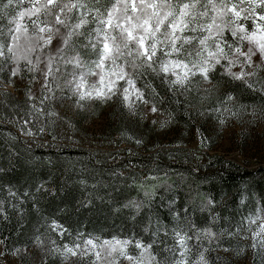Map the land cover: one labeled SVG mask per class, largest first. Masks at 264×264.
Masks as SVG:
<instances>
[{"label": "trees", "instance_id": "obj_1", "mask_svg": "<svg viewBox=\"0 0 264 264\" xmlns=\"http://www.w3.org/2000/svg\"><path fill=\"white\" fill-rule=\"evenodd\" d=\"M73 51L67 49L64 57L53 63L52 74L44 79L47 87L41 89L40 104L44 118L53 111L57 94L64 91V74L57 66ZM223 78L224 94L230 91L232 96L250 103L263 100L257 92ZM145 84L155 89L158 112L169 123L168 130L173 128L170 137L164 136L167 131L163 143L145 128L139 138L132 133L135 141L125 139L124 132H130L121 128L125 125L131 129L129 121H123V127L118 122L113 132L121 135L117 145H132L105 155L56 140L28 142L9 122L16 116L9 110L12 104L0 100V199L7 209L0 215V245L4 252L11 254L38 245L37 237L48 243L50 250L51 239L71 244L77 233L101 239H156L159 247L161 241L173 243L170 233L179 225L192 236L190 247L199 243L201 249H208V264H239L234 251L243 242L251 255L250 264H264V246L250 233V220L264 215V164L250 168L210 154L211 143L199 152L189 148L190 133L202 127L198 112L180 86L170 90L151 72L140 77L138 86ZM145 105L150 108L152 101ZM119 108L122 112L125 109L122 104ZM138 110L131 112L134 117ZM9 189L19 195L12 198ZM24 193H29L27 198ZM13 205L18 210H13ZM53 220L67 229V236L50 231L48 225ZM191 226L211 230L215 236L211 242L208 238L198 242ZM196 251L193 248V253ZM49 253L55 257L44 264H52L59 256Z\"/></svg>", "mask_w": 264, "mask_h": 264}, {"label": "snow or ice", "instance_id": "obj_2", "mask_svg": "<svg viewBox=\"0 0 264 264\" xmlns=\"http://www.w3.org/2000/svg\"><path fill=\"white\" fill-rule=\"evenodd\" d=\"M51 47L55 55L47 56L45 77L52 74L53 63L67 49L76 51L64 62L74 65L73 80L68 83L75 84L79 101L115 98L130 112L134 105L152 101L151 111L157 112L155 89L150 84L138 86L145 72L175 90L197 74L204 80L215 79L212 74L218 68H223L227 83L238 82L237 87L264 96V76L260 75L264 72V0H0V71L15 63L11 75L16 76L19 62L25 61L32 65L31 72L33 54ZM81 50L89 59H81ZM41 60V55L35 56L36 63ZM76 70H80L78 77ZM89 77L94 78L90 84ZM233 100L226 90L221 103ZM44 114L39 110V115ZM29 123L25 118L24 124ZM25 135L32 132L25 131ZM8 194L12 198L19 195L11 189ZM28 195L23 194L24 198ZM13 210H18L16 205ZM6 211L0 199V215ZM259 221V216L250 220L260 229L253 231L252 238L264 246V223ZM48 227L68 235L55 220ZM191 231L198 242L202 238L211 242L215 236L195 226ZM75 235L71 244L51 239L50 251L65 259L81 258V264L82 258L90 264H120L122 260L128 264H208V249H201L199 243L190 247L192 236L179 225L170 233L173 243L161 241L159 247L156 239ZM37 241L43 243L40 237Z\"/></svg>", "mask_w": 264, "mask_h": 264}, {"label": "rangeland", "instance_id": "obj_3", "mask_svg": "<svg viewBox=\"0 0 264 264\" xmlns=\"http://www.w3.org/2000/svg\"><path fill=\"white\" fill-rule=\"evenodd\" d=\"M3 23L7 25V19ZM54 51L55 47L44 48L33 54L35 67L31 72L28 71V68L32 65H27L25 61H20L22 73L18 72L16 76L11 75V68L17 67L15 63L6 64L3 71H0V100L5 99L4 104L7 100L12 104V108L9 110L16 116L10 117L9 122L28 142L44 144L56 140L71 147L97 151L100 155H105L117 148L132 145L128 142L117 145V140L121 135H115L113 132L118 128V122L122 123L121 127H123V121H129L130 125L128 126L131 128L128 129L125 125L123 127L125 129L121 128V130L130 132H124L125 139L135 141L136 137L132 133H135L139 138L146 132L145 128H149L148 132L154 133L159 139L162 138V142L166 138L163 139V135L167 131L168 134L164 136L170 137V130L173 128L168 130L170 125L165 117L158 111L152 112L151 107L148 108L145 104L134 105V109L139 108L136 117H134L135 114H132L125 106L124 111H120V103L118 104L115 99L111 101H79L78 95H74L75 84L69 85L68 83L73 80L74 65L64 62L65 58L72 59L77 54L76 51L67 54L57 66L62 69L65 86L64 91L57 94L54 99L53 111L51 110L45 118L43 115H39V110H42L40 105L42 101L41 89L46 85L44 74L48 71L45 63L47 56L53 55ZM36 55H41V62L36 63ZM81 59H89L83 54V50ZM233 70H238V66ZM79 71L76 70L77 77ZM222 73L223 68H218L212 74L215 79L209 80H204L197 74L196 77L190 78V83L186 82L185 87H180L184 97L198 112V120L202 124L200 130L190 133L187 145L192 150L199 152L203 146L211 143L212 148L208 151L210 154L223 156L250 168L263 165L264 96L262 101L257 100L251 103L233 96L232 102L222 104L221 101L225 95V80ZM260 75L264 76V72H261ZM93 80L94 78L89 77V84ZM33 105H35L36 111L33 110ZM25 118L30 121L28 125L24 124ZM41 128L43 131H40ZM25 131H31L32 135H25ZM42 135L45 137H40ZM197 156L196 160H198ZM203 159L204 157L201 158V160ZM259 218V222L264 223L261 221L264 215L260 214ZM250 226L252 227L251 234L253 231L260 230L255 223ZM244 243L234 251V254L238 257L236 260L239 264H250L251 255ZM49 251L48 243H40L7 254L0 245V261L2 264H44L46 259L55 257ZM82 259L84 264H90L87 258ZM52 264H81V258L69 257L65 259L59 255L53 259ZM120 264H128V261L122 260Z\"/></svg>", "mask_w": 264, "mask_h": 264}, {"label": "bare ground", "instance_id": "obj_4", "mask_svg": "<svg viewBox=\"0 0 264 264\" xmlns=\"http://www.w3.org/2000/svg\"><path fill=\"white\" fill-rule=\"evenodd\" d=\"M261 221H264V218H261Z\"/></svg>", "mask_w": 264, "mask_h": 264}]
</instances>
